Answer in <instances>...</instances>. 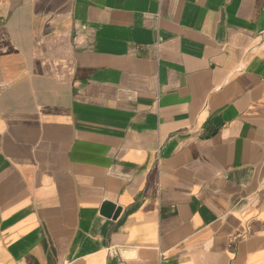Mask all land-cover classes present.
Listing matches in <instances>:
<instances>
[{
	"label": "crops",
	"instance_id": "1",
	"mask_svg": "<svg viewBox=\"0 0 264 264\" xmlns=\"http://www.w3.org/2000/svg\"><path fill=\"white\" fill-rule=\"evenodd\" d=\"M0 264H264V0H0Z\"/></svg>",
	"mask_w": 264,
	"mask_h": 264
}]
</instances>
